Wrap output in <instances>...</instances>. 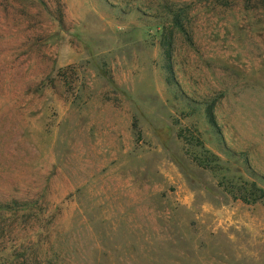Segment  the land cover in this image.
Listing matches in <instances>:
<instances>
[{
	"label": "rangeland",
	"instance_id": "rangeland-1",
	"mask_svg": "<svg viewBox=\"0 0 264 264\" xmlns=\"http://www.w3.org/2000/svg\"><path fill=\"white\" fill-rule=\"evenodd\" d=\"M0 264H264V0H0Z\"/></svg>",
	"mask_w": 264,
	"mask_h": 264
},
{
	"label": "trees",
	"instance_id": "trees-1",
	"mask_svg": "<svg viewBox=\"0 0 264 264\" xmlns=\"http://www.w3.org/2000/svg\"><path fill=\"white\" fill-rule=\"evenodd\" d=\"M206 113H207V117L209 118L210 122L214 125H216V121H215V116H214V112H213V108L212 107H207L206 109Z\"/></svg>",
	"mask_w": 264,
	"mask_h": 264
}]
</instances>
